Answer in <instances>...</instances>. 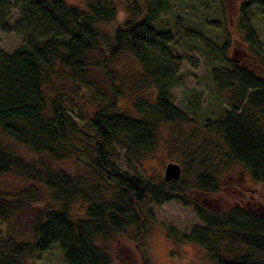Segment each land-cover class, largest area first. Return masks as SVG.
<instances>
[{
  "label": "trees",
  "instance_id": "16d2710c",
  "mask_svg": "<svg viewBox=\"0 0 264 264\" xmlns=\"http://www.w3.org/2000/svg\"><path fill=\"white\" fill-rule=\"evenodd\" d=\"M169 7V0H0V28H8L5 19L16 8L13 29L23 37L11 52L0 50V176L18 179L0 186V220L6 223L0 264H34L31 253L51 246L65 264H112L103 243L128 228L141 264H148L141 239L152 219L151 203L175 199L192 204L201 222L182 238L204 260L264 264V213L250 206L247 190L242 197L234 195L237 189L226 191L230 204L219 207L189 197L191 191L219 189V175L228 167L224 154L264 183V74L227 57L211 68L223 107L188 132L197 141L190 152L198 168L189 185H181V173L152 182L111 160L116 144L135 154L152 145L160 123L187 120L170 88L181 60L192 66L197 61L172 51L173 34L161 19ZM255 7L264 9V0H240L237 24L257 55L260 45L248 19ZM175 19V29L224 55L228 35L217 47ZM94 69L107 76V91L97 86ZM147 90L148 96L139 95ZM124 96L127 106L118 102ZM86 103L92 107L82 118ZM64 161L78 169L55 166ZM24 211L17 226L14 219Z\"/></svg>",
  "mask_w": 264,
  "mask_h": 264
},
{
  "label": "rangeland",
  "instance_id": "374dc122",
  "mask_svg": "<svg viewBox=\"0 0 264 264\" xmlns=\"http://www.w3.org/2000/svg\"><path fill=\"white\" fill-rule=\"evenodd\" d=\"M239 1L169 0L170 7L161 16V19L166 23L164 27H169L173 34L172 51L177 55L187 56L197 61V65L192 66L186 58H183L179 71L174 76L175 82L170 88L173 104L185 112L187 120L160 123L152 145L146 149L135 151V154L127 151L122 145L116 144L115 154L111 156V160L118 167L130 173L137 170L146 179L159 182L163 179L165 165L173 161L180 165L183 182L181 185L190 184L193 174L198 170L192 162L194 159L197 164V155L190 152L192 147L196 146L197 141L194 138L191 139L188 132L190 129L197 128V124L201 125L204 117L215 116L223 107L222 99L212 80L211 68L222 65L225 62L224 57H227L234 58L237 62H245L251 68L264 74V9L252 8L248 17L260 45L256 51L257 55H255L249 45L243 42L242 32L237 24ZM177 16L181 27L190 26L198 29L217 47L222 45L225 36L228 35L230 43L225 49L224 55L196 38L185 36L181 33L180 27L178 30L175 29L174 24ZM18 18L17 9L12 8L5 19L8 28H0L1 51L9 53L22 43L23 37L13 29ZM91 75L95 78L100 90H108V79L102 71L94 69L91 71ZM66 85L71 87L72 82L67 81ZM149 92L150 90H147L146 93L142 92L139 95L148 96ZM84 93L88 97L89 89H84ZM75 101H77V97H75ZM127 101L124 96L118 102L127 106ZM77 106V104L74 105L72 109L81 122ZM88 107L90 110L92 105L86 103L81 106V113L84 114L82 118L89 116ZM189 124L192 125L190 128ZM194 136L197 138L196 135ZM19 151L26 158L30 157L31 152L26 148L20 146ZM222 157L225 161L227 159L228 167L219 175V189L208 195L191 191L189 197L199 202L203 201L204 204H215L219 207L223 204H230V199L224 196L226 191L237 189L234 191V195L242 197L247 190V196L245 194L244 196L245 199L250 196V206L264 213V183L250 179L247 172L240 165L231 163L225 154ZM189 158L192 162L191 165H189ZM223 165L224 162L222 167ZM55 166L68 171L78 169L73 161L55 163ZM7 178L0 176V186H9V184H16L18 181L17 178L13 179L8 176ZM188 193L189 191H185L184 194ZM151 207L152 219L146 227L144 238L141 239V246L148 264H216L213 261L204 260L199 255V248L182 238L191 230L192 226L201 224L192 204L175 199L160 205L151 203ZM26 212L24 211L22 216L14 219L17 226L22 224ZM5 227L6 223L0 220V232H4ZM134 237L133 229L128 228L124 235L103 243L111 256L112 264L142 263L140 253L133 241ZM30 260L34 264H65L62 253L56 246L31 253Z\"/></svg>",
  "mask_w": 264,
  "mask_h": 264
},
{
  "label": "water",
  "instance_id": "95a60500",
  "mask_svg": "<svg viewBox=\"0 0 264 264\" xmlns=\"http://www.w3.org/2000/svg\"><path fill=\"white\" fill-rule=\"evenodd\" d=\"M181 168L177 162H168L163 169V177L165 180L171 181L177 179L180 175Z\"/></svg>",
  "mask_w": 264,
  "mask_h": 264
}]
</instances>
